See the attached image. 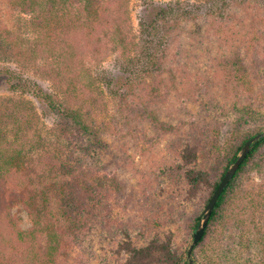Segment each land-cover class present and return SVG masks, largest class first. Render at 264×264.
Wrapping results in <instances>:
<instances>
[{
    "label": "trees",
    "instance_id": "16d2710c",
    "mask_svg": "<svg viewBox=\"0 0 264 264\" xmlns=\"http://www.w3.org/2000/svg\"><path fill=\"white\" fill-rule=\"evenodd\" d=\"M120 1L0 0V92L7 94L0 95V264H62L67 240L89 232L96 221L126 230L124 264H189L188 246L180 251L159 233L135 244L129 227L112 220L116 207L128 206L111 202L114 187L121 194L119 178L80 163L76 155L84 152H73L71 142L89 136L103 144V136L112 133L138 146L160 127L167 132L189 128L186 118L175 126L162 122L159 105L166 108L175 98L177 108L194 103L210 110L208 100L221 96L223 112L234 116L229 131L223 138L217 123V135L204 151L186 146L180 166L190 194L210 188L208 205L243 145L264 132V0H146L137 35L114 23L112 6ZM99 31H106L120 55L117 69H105L101 76L113 104L102 121L94 115L104 111V103L94 93L84 99V93L75 96L72 90L71 97H63L19 66H39L48 78L69 84L70 71L61 59L51 62L46 54L71 34L93 38ZM205 70L208 74H201ZM46 116L54 117L51 127L42 122ZM191 123L190 135L202 132L204 127ZM205 151L208 164H214L210 170L199 165ZM18 203L28 213V230L12 212ZM183 207L175 204L174 211L163 213L151 209L145 222L161 231ZM201 218L192 224L193 240ZM194 259L264 264V138L219 199Z\"/></svg>",
    "mask_w": 264,
    "mask_h": 264
},
{
    "label": "rangeland",
    "instance_id": "374dc122",
    "mask_svg": "<svg viewBox=\"0 0 264 264\" xmlns=\"http://www.w3.org/2000/svg\"><path fill=\"white\" fill-rule=\"evenodd\" d=\"M145 2L146 0H121L114 3L112 6L114 23L127 25L129 30H132L136 35L139 34V17L145 10ZM105 32L99 31L93 38L87 37L86 33L71 34L59 48L46 54L51 62L61 59L60 63L62 62L64 70L70 71L68 73V77L71 79L69 84L48 78L46 76L48 74L42 69L40 70L39 66L24 67L20 64L19 66L27 76L40 81L44 88L55 89L63 97H71L72 90H74L75 96L84 93V99L88 98V94L94 93L93 98L104 103V111H97L94 115L102 121L106 118L107 113L113 110V104L109 97L110 94L103 92L107 89L101 81V76L105 69L110 71H113L114 68L117 69V61L120 59V55L113 52ZM192 43L190 39H187L189 48L193 49ZM199 60L204 61L203 58ZM201 74L207 75L208 73L205 70ZM211 80L215 82L213 78ZM215 90L216 85L213 88V91ZM0 95L7 94L0 92ZM71 100L74 101L75 98ZM216 100L214 103L208 100L210 110L194 103H188L184 108L180 106L177 108L173 106L175 103H179L175 98L171 99L166 108L162 104L159 105L158 111L161 114L162 122L175 126L179 124L180 119L186 118L190 122L189 128H184L181 132H167L160 127L157 130L149 131L151 135L149 140L140 141L138 146L128 140L125 143L120 142L112 133L103 136V144H99L89 136H85L82 141L79 139L75 143L71 142L70 147L73 152H84L76 155L78 160H81L80 163L86 162L88 166L93 167L92 171H96L95 173L108 171L119 178L122 185L121 194L117 196L118 189L114 187L113 193L115 194L112 196L111 202L115 203L119 200L121 204L126 203L128 206L124 211H120L116 207L113 211L115 218L112 220L119 219L126 227H129L128 231L132 233V239L135 240L137 246L145 244L147 236L155 237L156 233L161 234L163 238H172L175 247L180 251L185 250L187 246L189 249L192 244V224L195 223L199 215L203 216L210 188L204 187L195 196L187 191L180 169L181 164L185 163L182 153L190 143L204 151L208 146V141H212L217 135L214 129L217 123L223 138L226 136L234 116L228 117L223 112L225 102L221 96H216ZM220 103L221 105H219ZM53 120V116L50 118L46 116L42 122L51 127ZM191 122H197L204 127L202 132L195 134L192 131L193 134L190 135ZM59 149H63V146ZM207 156L206 151L200 152L199 165L210 170L214 164H208ZM212 161L214 162V160ZM112 182L114 181L112 180ZM179 203H182L184 207L173 214L175 219L169 227L159 231L161 227L155 229L146 224L145 218L147 220L150 218L151 209L160 211V213H163V210L170 212L174 211L173 207ZM12 212L20 218L22 229L28 230L31 227L28 213L21 204L18 203L14 206ZM134 224L138 225V228L132 226ZM82 232L76 240H73L74 238L67 240L68 244L64 249L62 264H124L126 257L124 247L127 246L126 230L119 228L114 223L107 225L96 221L89 232L88 230Z\"/></svg>",
    "mask_w": 264,
    "mask_h": 264
},
{
    "label": "water",
    "instance_id": "95a60500",
    "mask_svg": "<svg viewBox=\"0 0 264 264\" xmlns=\"http://www.w3.org/2000/svg\"><path fill=\"white\" fill-rule=\"evenodd\" d=\"M263 138H264V132L255 135L254 137L249 139L245 143V145H243V147H242V149L238 155L237 160L230 166V168L226 172V175L224 176V178L222 179L220 184H218L219 187L216 189V191L212 195L208 205L206 206V208L203 212V216L200 220V223L198 224L199 226L195 230L194 240H193V242L190 245L189 250H188L189 264H198L194 259V249L200 243V241L203 239V237L206 233L208 224L212 218L213 212L217 206L219 199L221 198L222 194L226 191V189L228 188L230 183L233 181L234 177L238 173L241 166L246 161V159L249 156V154L251 153L254 145L256 143H258L259 141H261Z\"/></svg>",
    "mask_w": 264,
    "mask_h": 264
}]
</instances>
